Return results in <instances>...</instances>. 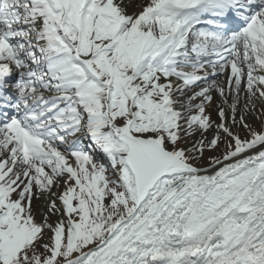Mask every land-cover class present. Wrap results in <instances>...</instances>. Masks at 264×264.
<instances>
[{
    "label": "snow or ice",
    "instance_id": "1",
    "mask_svg": "<svg viewBox=\"0 0 264 264\" xmlns=\"http://www.w3.org/2000/svg\"><path fill=\"white\" fill-rule=\"evenodd\" d=\"M0 264H264V0H0Z\"/></svg>",
    "mask_w": 264,
    "mask_h": 264
}]
</instances>
